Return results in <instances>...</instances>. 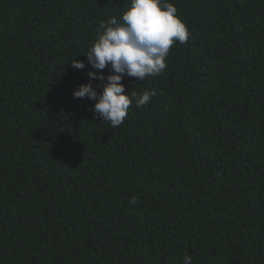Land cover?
Returning a JSON list of instances; mask_svg holds the SVG:
<instances>
[{"label": "trees", "instance_id": "obj_1", "mask_svg": "<svg viewBox=\"0 0 264 264\" xmlns=\"http://www.w3.org/2000/svg\"><path fill=\"white\" fill-rule=\"evenodd\" d=\"M130 2L0 0V264H264V0H169L189 39L112 128L72 93Z\"/></svg>", "mask_w": 264, "mask_h": 264}, {"label": "clouds", "instance_id": "obj_2", "mask_svg": "<svg viewBox=\"0 0 264 264\" xmlns=\"http://www.w3.org/2000/svg\"><path fill=\"white\" fill-rule=\"evenodd\" d=\"M101 28L84 55L94 70L87 73L90 82L80 85L72 95L74 99L95 101L90 109L93 119L117 128L133 103L137 108L145 107L156 95L154 89L126 95L124 77L143 81L162 75L172 46L186 43L190 34L169 0H131L121 16L112 17ZM71 63L75 69L85 68L77 59ZM105 69L112 74L105 77L100 71ZM91 81H100L102 92ZM183 264H191V257L186 256Z\"/></svg>", "mask_w": 264, "mask_h": 264}]
</instances>
